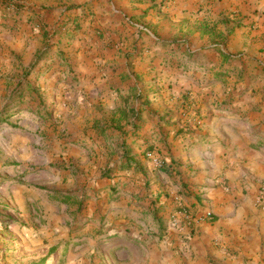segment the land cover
Here are the masks:
<instances>
[{"label": "crops", "instance_id": "crops-1", "mask_svg": "<svg viewBox=\"0 0 264 264\" xmlns=\"http://www.w3.org/2000/svg\"><path fill=\"white\" fill-rule=\"evenodd\" d=\"M62 1L136 20L109 23L103 40L139 63L142 129L129 141L147 174L92 211L112 245L140 244L156 264H264V0ZM182 208L192 220L175 229Z\"/></svg>", "mask_w": 264, "mask_h": 264}, {"label": "rangeland", "instance_id": "rangeland-1", "mask_svg": "<svg viewBox=\"0 0 264 264\" xmlns=\"http://www.w3.org/2000/svg\"><path fill=\"white\" fill-rule=\"evenodd\" d=\"M67 3L0 0V264H156L92 215L146 181L139 63L103 42L136 20Z\"/></svg>", "mask_w": 264, "mask_h": 264}, {"label": "built area", "instance_id": "built-area-1", "mask_svg": "<svg viewBox=\"0 0 264 264\" xmlns=\"http://www.w3.org/2000/svg\"><path fill=\"white\" fill-rule=\"evenodd\" d=\"M149 158L153 161V164L158 167L162 168L164 166V162L160 159L154 157L153 154H148ZM259 204L264 206V189L260 192V196L258 198ZM171 226L175 229H181L182 225L186 221L192 220V214L187 208H182L180 211L176 212L171 216Z\"/></svg>", "mask_w": 264, "mask_h": 264}]
</instances>
